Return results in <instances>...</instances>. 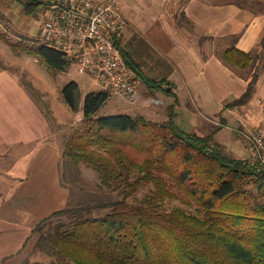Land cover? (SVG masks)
I'll return each instance as SVG.
<instances>
[{
    "label": "trees",
    "instance_id": "trees-1",
    "mask_svg": "<svg viewBox=\"0 0 264 264\" xmlns=\"http://www.w3.org/2000/svg\"><path fill=\"white\" fill-rule=\"evenodd\" d=\"M16 1L30 15L48 2ZM36 39L11 46L33 55L49 72L71 67L60 50ZM115 43L141 81L155 87L165 80L149 77L160 65L151 63L154 49L142 36L125 42L121 36ZM222 58L245 68L259 57L231 45ZM257 79L255 71L235 104L252 97ZM61 91L71 111H82L81 127L63 139L61 162L65 158L76 169L81 163L93 168L102 188L115 193L69 203L37 223L31 236L40 231L36 248L51 257L47 264H264L263 165L230 157L208 136L181 129L171 114L165 122L142 115L96 117L111 94L105 89L82 98L78 83L70 81ZM143 187L149 192L135 198ZM179 190L194 202L196 213L164 209L166 198Z\"/></svg>",
    "mask_w": 264,
    "mask_h": 264
},
{
    "label": "crops",
    "instance_id": "crops-1",
    "mask_svg": "<svg viewBox=\"0 0 264 264\" xmlns=\"http://www.w3.org/2000/svg\"><path fill=\"white\" fill-rule=\"evenodd\" d=\"M117 1L126 18L122 33L128 39L142 36L154 49L151 63L160 66L149 77L158 73V78H165L155 87L139 79L138 91L131 100L138 97L146 104L148 100L156 102L168 113L157 119L145 113L136 115L165 122L171 114L180 127L187 116H196L192 108L197 103L203 120L196 118L200 124L196 134L203 135L204 128L208 130L205 135L217 136L228 128L235 138L233 129L238 123L227 106L245 108L264 119L258 102L264 110V66H257L259 61L264 64V54L250 70L232 66L222 58L231 45L253 52L264 44V13L237 7L232 0ZM255 71L258 79L252 97L244 104H235ZM145 107L147 113L160 111L149 104ZM71 112L65 103L61 120L54 115L57 124L70 121L67 117ZM75 114L80 122L82 111ZM47 118L17 75L0 68V258L17 256L37 223L68 203L69 192L60 172L63 138L56 141ZM217 125L218 129L213 127Z\"/></svg>",
    "mask_w": 264,
    "mask_h": 264
},
{
    "label": "rangeland",
    "instance_id": "rangeland-1",
    "mask_svg": "<svg viewBox=\"0 0 264 264\" xmlns=\"http://www.w3.org/2000/svg\"><path fill=\"white\" fill-rule=\"evenodd\" d=\"M24 1L26 2L28 0H21V2ZM232 1L233 2L231 3L237 7L243 9L247 8L255 13H264V1L240 0L244 3V7L237 4L235 0ZM45 7L46 6L43 5L34 15H30L24 11L20 1L0 0V68L13 71L17 75L21 85L25 88L27 94H29V96L35 102H37L41 108H43L46 117H48L47 119L53 125L54 138L57 141L62 137L63 139L66 138L68 135H70V133H72L73 130L81 127L80 122L76 121L77 115L73 112H71L69 117H67L70 121L66 122L65 120V124L63 125L57 124L56 116H58V118L61 120V113L63 106L65 105L61 91L63 86L70 81H75L80 87L82 98H84V96L90 91L101 90L103 88L94 79V77L80 73L72 64L71 67H69L64 73H52L49 72L46 66L33 55L12 48L11 44L15 42L17 43L19 40L26 42L25 44L28 45L36 43V38L39 37V26L46 17ZM122 34V41L125 42L128 40V38L126 37L125 33ZM228 38H230V36ZM253 52L257 53L258 57H261L262 53L264 54V44H259L257 48L253 50ZM260 62L261 61L257 63V66L259 65V67L262 68L264 64ZM251 63L252 67H254L255 63ZM250 66L248 65L246 67L247 70L248 68L250 70ZM151 75H153V73H151ZM152 77L158 78L157 76ZM35 84L36 87H34ZM132 98H126L119 93H111L108 99L97 111L96 117L116 114L136 115L138 113H145V115H149L151 118L154 117L153 119H157L161 118V115L164 113H168V111L165 112L164 108H160L156 102L149 103V100L147 101V104L152 105L153 109H158L160 111H152L147 113V110H149L148 107H145L147 104L145 102H140L138 97L133 101L131 100ZM196 104H194L195 108L191 107L196 116H187V118H185V122L180 123L182 126H180L181 129H184L189 133H195L196 129H200V124H197L198 120L196 119L198 116L201 118V120H203L201 113L197 108L198 104ZM260 106L262 112H264L263 104ZM145 108H147V110ZM227 109L229 111L231 108ZM62 116L63 119H67L65 118L64 114ZM220 124L221 123H219V125ZM219 125L213 127L218 129ZM201 130L205 134L208 132V130L206 129L205 131L204 128H201ZM230 131L227 128V130L222 131L217 136L205 135L204 133H202L203 135L201 136H208L207 140L209 142L213 144L217 143L223 148V152L230 157L248 159L249 154L245 149L247 140L244 136V128L242 129L238 124V128L233 129V133L236 135V138L231 136ZM225 146L228 149H226ZM133 153L135 156L142 158L141 153ZM60 172L61 178H64L62 183L69 192L67 204L70 203L72 205H76L79 203L94 202L98 199H105L110 194L114 195L115 193L105 189L104 187L102 188L99 174L93 170V168L86 166L83 163H81L78 166V169H76L73 164L70 163V161H67V159L64 158V161L60 162ZM245 187L248 189L251 188L249 185ZM148 192V187H143L135 195V198L140 199ZM240 199L241 197L237 196V200ZM193 203L194 202L183 191L179 190L175 191L173 196L166 198L163 207L167 212H170L174 209H182L187 213L194 214L196 213V206ZM39 234L40 231H35L33 235L28 238L27 246H25L23 250L17 254V256H14L11 259L8 257L0 258V264H34L36 262L47 264L51 260V257H48L43 251H40V249L36 248V239L38 238Z\"/></svg>",
    "mask_w": 264,
    "mask_h": 264
},
{
    "label": "built area",
    "instance_id": "built-area-1",
    "mask_svg": "<svg viewBox=\"0 0 264 264\" xmlns=\"http://www.w3.org/2000/svg\"><path fill=\"white\" fill-rule=\"evenodd\" d=\"M47 1L38 38L60 50L80 73L94 77L103 89L132 98L139 78L115 43L126 26L118 1ZM230 108L239 127L244 128L248 159L264 166V119L245 108Z\"/></svg>",
    "mask_w": 264,
    "mask_h": 264
},
{
    "label": "bare ground",
    "instance_id": "bare-ground-1",
    "mask_svg": "<svg viewBox=\"0 0 264 264\" xmlns=\"http://www.w3.org/2000/svg\"><path fill=\"white\" fill-rule=\"evenodd\" d=\"M261 104H262V103H261ZM261 104H260V105H261Z\"/></svg>",
    "mask_w": 264,
    "mask_h": 264
}]
</instances>
